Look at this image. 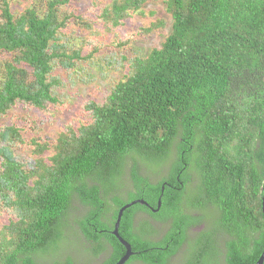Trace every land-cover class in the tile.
Returning a JSON list of instances; mask_svg holds the SVG:
<instances>
[{
    "label": "trees",
    "instance_id": "1",
    "mask_svg": "<svg viewBox=\"0 0 264 264\" xmlns=\"http://www.w3.org/2000/svg\"><path fill=\"white\" fill-rule=\"evenodd\" d=\"M27 1L16 13L0 0V119L58 104L55 72L74 77L91 58L62 42L70 28L92 27L63 12L71 0ZM148 1L110 0L99 19L121 28ZM162 4L167 20L138 30L158 31L160 42L147 56L121 58L127 72L103 100L84 105L86 122L66 125L51 143L0 125V213L8 214L0 264H90L62 253L68 215L74 244L87 245L91 259L103 256L96 264H115L125 250L111 231L133 200L157 212L138 203L123 211L118 234L134 252L125 264H172L183 247L179 264H255L261 256L264 0ZM21 145L32 147L29 161L17 159Z\"/></svg>",
    "mask_w": 264,
    "mask_h": 264
},
{
    "label": "rangeland",
    "instance_id": "2",
    "mask_svg": "<svg viewBox=\"0 0 264 264\" xmlns=\"http://www.w3.org/2000/svg\"><path fill=\"white\" fill-rule=\"evenodd\" d=\"M109 1L71 0L70 4L63 8L65 13L83 15L88 22H92V27L88 30L70 28L71 30L67 31V36L62 40L68 48L81 49L83 57L90 53L91 58L80 61L79 73L74 74V77L63 71L55 72V76L63 80L60 89L55 91L58 104L49 105L44 112L21 107L18 109L19 111L8 113L2 117L0 125L15 123L23 128L25 138L35 137L38 141L53 142V139L64 131L66 125H75L79 120L83 122L88 120L89 115L84 111V105L90 101L100 102L103 100L117 81L121 79V76L127 72L128 63H123L121 59L123 56L127 57L129 61L133 57H144L148 55L152 46L158 45L161 40L158 31L142 36L138 30L141 27H147L148 23L156 17L167 20L168 16L165 15L162 0H149L142 8L143 13H139V15L131 13L125 24L115 30L103 24L99 19L100 6ZM28 3L27 0H10L11 9L16 13L26 8ZM151 12L155 14L150 15ZM128 40H130L128 45H119L120 42ZM3 58L4 56L0 55V63L3 62ZM31 150V146L21 145L15 153L17 159L21 162L29 161ZM150 169L152 171L153 168ZM93 182L97 183L95 180ZM122 185L125 188L124 182ZM71 208L72 214L79 215L83 211L76 202ZM7 220L8 214L0 213V226L5 224ZM72 221L73 219L69 215L62 219V230L65 238V247L62 248L64 250L62 253L67 254L68 252L80 262L89 260L90 264H96L103 256L91 259L88 256L89 252H85L88 248L87 245L78 248L74 244L71 230L75 226H73ZM184 254L185 247L180 250L177 258L171 263L179 264L178 260ZM57 257L58 254L51 257L46 256L39 260L47 262ZM84 258L85 260H83Z\"/></svg>",
    "mask_w": 264,
    "mask_h": 264
},
{
    "label": "water",
    "instance_id": "3",
    "mask_svg": "<svg viewBox=\"0 0 264 264\" xmlns=\"http://www.w3.org/2000/svg\"><path fill=\"white\" fill-rule=\"evenodd\" d=\"M143 204L144 206H147V204L142 201V200H133L130 201L128 204H126L125 206H123L122 208H120V210L117 213V217L113 226V230L111 231V234L117 239V241L120 243V245L124 248L125 253L124 255L115 263V264H125L128 259L134 255V252L131 251V247L130 245L124 240L122 239L119 234H118V227H119V222H120V218L122 216V213L124 210H126L127 208L131 207L132 205L135 204ZM159 206V204H158ZM261 209L262 212L264 214V191H263V195L261 197ZM152 211H157V210H152ZM264 261V249L262 251L261 256L259 257V259L257 260V262L255 264H262Z\"/></svg>",
    "mask_w": 264,
    "mask_h": 264
},
{
    "label": "flooded vegetation",
    "instance_id": "4",
    "mask_svg": "<svg viewBox=\"0 0 264 264\" xmlns=\"http://www.w3.org/2000/svg\"><path fill=\"white\" fill-rule=\"evenodd\" d=\"M146 207H148V205L146 206ZM149 208V207H148ZM150 210H151V212H152V210H155V209H151V208H149ZM159 209V208H158ZM157 210V209H156ZM155 212H157V211H155ZM155 212H153V213H155ZM132 257V256H131ZM130 259V258H129Z\"/></svg>",
    "mask_w": 264,
    "mask_h": 264
},
{
    "label": "clouds",
    "instance_id": "5",
    "mask_svg": "<svg viewBox=\"0 0 264 264\" xmlns=\"http://www.w3.org/2000/svg\"><path fill=\"white\" fill-rule=\"evenodd\" d=\"M133 256V255H132ZM129 260V259H128Z\"/></svg>",
    "mask_w": 264,
    "mask_h": 264
}]
</instances>
